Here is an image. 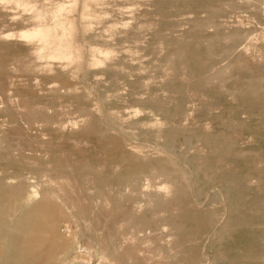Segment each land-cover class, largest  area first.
Here are the masks:
<instances>
[{
	"label": "rangeland",
	"instance_id": "1",
	"mask_svg": "<svg viewBox=\"0 0 264 264\" xmlns=\"http://www.w3.org/2000/svg\"><path fill=\"white\" fill-rule=\"evenodd\" d=\"M0 244L264 264V0H0Z\"/></svg>",
	"mask_w": 264,
	"mask_h": 264
},
{
	"label": "bare ground",
	"instance_id": "2",
	"mask_svg": "<svg viewBox=\"0 0 264 264\" xmlns=\"http://www.w3.org/2000/svg\"><path fill=\"white\" fill-rule=\"evenodd\" d=\"M34 211V210H33ZM25 217H27V215L25 216ZM28 217H29V215H28ZM30 219V220H29ZM29 219H25L27 222H25V221H20V224H22L23 225V227H21L22 229H24V230H28V231H30L31 232V230L33 229V226L35 225V219H34V215H33V217L32 216H30L29 217ZM35 228H36V226H35ZM37 230V229H36ZM13 233V232H12ZM15 235V234H14ZM28 235L30 236L31 235V233H29V232H24L23 233V235H20V233L19 234H17L16 236H14L13 237V239H22L21 237H23V238H26V239H28ZM29 242V241H28ZM11 244V243H10ZM8 247H10V245L8 246ZM3 251H6V250H4L3 248H2V246H1V244H0V264H10L9 263V261L11 260L12 261V259L14 260V253L12 252V255H10L9 253H8V255H7V257H5L6 255H4V256H2V252ZM4 254H5V252H4Z\"/></svg>",
	"mask_w": 264,
	"mask_h": 264
}]
</instances>
